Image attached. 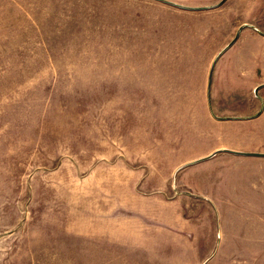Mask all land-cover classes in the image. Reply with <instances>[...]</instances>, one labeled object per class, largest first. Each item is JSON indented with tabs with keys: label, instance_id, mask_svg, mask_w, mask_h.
Returning a JSON list of instances; mask_svg holds the SVG:
<instances>
[{
	"label": "rangeland",
	"instance_id": "374dc122",
	"mask_svg": "<svg viewBox=\"0 0 264 264\" xmlns=\"http://www.w3.org/2000/svg\"><path fill=\"white\" fill-rule=\"evenodd\" d=\"M166 1L201 10L0 0V264H264V165L193 164L264 150L209 115L264 81L251 29L216 61L264 0Z\"/></svg>",
	"mask_w": 264,
	"mask_h": 264
},
{
	"label": "crops",
	"instance_id": "0c3cea01",
	"mask_svg": "<svg viewBox=\"0 0 264 264\" xmlns=\"http://www.w3.org/2000/svg\"><path fill=\"white\" fill-rule=\"evenodd\" d=\"M240 26H241V28L243 27V29L239 30V33L237 34L238 38H239V34L244 29H247V28L251 29L253 32L257 33V35H260V37H264V33L259 32V31H254L255 29L253 28V26L251 24L244 22V23L240 24ZM238 38H237V40H238ZM237 40L228 49H226V48L232 42L224 50L219 52V55H218L216 61L223 54H225L237 42ZM258 58L255 57V60H259ZM260 60H261V58H260ZM262 88H264V81L260 82V83L257 82V84L255 83L253 85V87L251 88L250 94H247V99L245 100V103L240 105L242 107H240L234 111L225 112V113H217L215 115H212L209 112L211 120L214 122V124H218V125H235V126H237V128L239 130H241V129L245 130V128L250 126V125H254L255 131L264 129V104H261L260 101H258L254 98V95L256 97L260 96L259 92ZM260 97L264 101V95H261ZM257 127H259V128H257ZM240 134H242L241 131H240ZM246 134L247 133H244V135H246ZM216 152H218V153L216 155H214L213 157H215L219 154H222V153H227V155L232 156L235 160L245 161L246 163L252 164L253 166L257 165V164L264 165V160H263L264 159V150L260 149L256 145L254 146L253 144L248 145V146L244 145V143L237 144V145H231V146L230 145H224V144L223 145H217L216 148L207 155L210 156ZM235 153L250 154V155H237ZM207 155H206V157H208ZM206 157H204V158H206ZM245 158H247V159H245ZM193 164H195V163H193Z\"/></svg>",
	"mask_w": 264,
	"mask_h": 264
},
{
	"label": "water",
	"instance_id": "95a60500",
	"mask_svg": "<svg viewBox=\"0 0 264 264\" xmlns=\"http://www.w3.org/2000/svg\"><path fill=\"white\" fill-rule=\"evenodd\" d=\"M159 1H161V2H163V3H165V4H168V5H171V6H174V7H176V8H179V9H182V10H186V11H200L201 9H194V8H188V7H184V6H180V5H178V4H174V3H171V2H168V1H166V0H159ZM227 0H222V2H220V4L218 5V6H216V7H220L221 5H223L225 2H226ZM243 29V27L240 29V30H242ZM237 38H238V36L234 39V41L226 48V49H228L236 40H237ZM221 55V54H220ZM218 152H216V153H214V154H212V155H210V156H208V157H206V158H204V159H200V160H198V161H196V162H193V163H198V162H200V161H204V160H207V159H210V158H212L214 155H216ZM235 154H237V155H250V154H242V153H235ZM190 165V164H189Z\"/></svg>",
	"mask_w": 264,
	"mask_h": 264
}]
</instances>
